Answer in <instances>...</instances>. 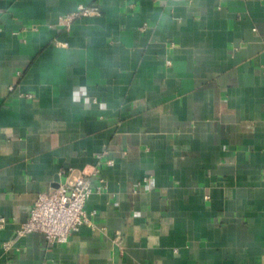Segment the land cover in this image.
<instances>
[{"label": "crops", "instance_id": "crops-1", "mask_svg": "<svg viewBox=\"0 0 264 264\" xmlns=\"http://www.w3.org/2000/svg\"><path fill=\"white\" fill-rule=\"evenodd\" d=\"M79 175L92 226L19 236ZM0 219V264H264V0H0Z\"/></svg>", "mask_w": 264, "mask_h": 264}, {"label": "built area", "instance_id": "built-area-1", "mask_svg": "<svg viewBox=\"0 0 264 264\" xmlns=\"http://www.w3.org/2000/svg\"><path fill=\"white\" fill-rule=\"evenodd\" d=\"M98 13L99 9L96 6L78 5L73 12L62 17L59 24L68 29L75 19L96 16ZM27 97L30 98V95ZM107 165L112 166L113 162L108 161ZM92 193L90 180L85 175H79L70 183H63L52 191L39 194L28 219L20 225L18 235L39 233L50 245L65 244L70 235L80 227L92 226L91 218L94 213H86L84 209Z\"/></svg>", "mask_w": 264, "mask_h": 264}]
</instances>
